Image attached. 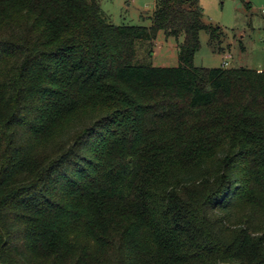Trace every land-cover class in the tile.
Returning <instances> with one entry per match:
<instances>
[{"label":"trees","instance_id":"trees-1","mask_svg":"<svg viewBox=\"0 0 264 264\" xmlns=\"http://www.w3.org/2000/svg\"><path fill=\"white\" fill-rule=\"evenodd\" d=\"M205 30L0 0V264H264V71L195 67ZM160 32L180 65L135 64Z\"/></svg>","mask_w":264,"mask_h":264},{"label":"rangeland","instance_id":"rangeland-1","mask_svg":"<svg viewBox=\"0 0 264 264\" xmlns=\"http://www.w3.org/2000/svg\"><path fill=\"white\" fill-rule=\"evenodd\" d=\"M100 4L105 17L116 26L153 25L156 0H100ZM200 6L204 23L216 31L201 32L194 66L217 69L227 62L230 69L264 71V0H200ZM183 40L160 32L153 46L137 44L135 64L178 67L179 43ZM152 49L154 54L150 56Z\"/></svg>","mask_w":264,"mask_h":264},{"label":"built area","instance_id":"built-area-1","mask_svg":"<svg viewBox=\"0 0 264 264\" xmlns=\"http://www.w3.org/2000/svg\"><path fill=\"white\" fill-rule=\"evenodd\" d=\"M263 13H264V12H263ZM228 57H229V56H227V58H228ZM223 66H224V67H228V63L225 62Z\"/></svg>","mask_w":264,"mask_h":264}]
</instances>
